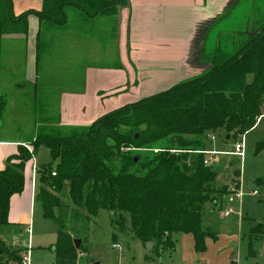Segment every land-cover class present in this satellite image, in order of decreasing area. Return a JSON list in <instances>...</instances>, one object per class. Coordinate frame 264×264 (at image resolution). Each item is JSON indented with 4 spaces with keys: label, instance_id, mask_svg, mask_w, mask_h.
Returning a JSON list of instances; mask_svg holds the SVG:
<instances>
[{
    "label": "trees",
    "instance_id": "16d2710c",
    "mask_svg": "<svg viewBox=\"0 0 264 264\" xmlns=\"http://www.w3.org/2000/svg\"><path fill=\"white\" fill-rule=\"evenodd\" d=\"M128 4L129 0H43L41 11L17 16L12 0H0V39L27 35L31 15L61 28L68 24L69 10L95 19L116 16ZM240 37L245 41L234 54L218 47L213 67L194 79L107 113L89 127L41 132L31 143L32 154L19 147L0 171V229L9 224L12 197L24 191L26 165L44 146L58 169L47 165L38 170L36 201L44 218L58 227L57 264L78 263L79 254L87 250L82 239L77 249L72 236L78 235V225L84 226L87 235L101 210L113 219L130 214L135 237L144 246L153 243L152 254L175 251V236L181 234L192 235L195 251L205 253L207 239L217 240L204 223L205 213L218 199L224 200L228 186H218L219 175L199 152L207 151L211 134L223 130L229 138L245 136L262 116L264 24L254 36ZM3 107L0 100V111ZM137 131L141 134L138 141L132 135ZM166 139L165 148L144 161L136 157L137 163L136 158H117L113 153L119 144L142 149ZM258 149L264 150V142ZM233 175L239 188L241 172L235 170ZM63 198L70 201L72 212L58 217L56 210L68 207ZM112 224L119 225L115 220ZM255 231L264 234V225ZM22 253L7 247L0 236V264H23Z\"/></svg>",
    "mask_w": 264,
    "mask_h": 264
},
{
    "label": "crops",
    "instance_id": "0c3cea01",
    "mask_svg": "<svg viewBox=\"0 0 264 264\" xmlns=\"http://www.w3.org/2000/svg\"><path fill=\"white\" fill-rule=\"evenodd\" d=\"M12 1L14 14L17 16L28 11H41L43 7V0ZM198 1L129 0L128 6L119 10L117 23L110 28L108 26L112 16L88 19L77 12L69 17L66 26L55 28L41 23L37 16L31 15L27 35L2 36L0 100L4 102V107L0 111V127L1 121L6 125L4 118L10 113L9 101L13 88L17 92H23L24 83H31L29 85L34 89L39 84L43 88L41 93L56 96L59 104L53 122L48 119L50 116L43 113V119L49 125L41 127L42 123H39L30 142L0 138V171L5 168L10 157L18 154L19 147L30 145L35 140L41 128L48 131L52 128H75L76 125H81L80 117L94 107L88 103L92 93L97 95L98 101L99 97L114 95L126 96L124 101H138L140 88L147 82L173 88L209 71L213 67L215 53H210L208 45L206 47L209 31L215 25V22H210L213 18H210L219 16L220 9L224 13L223 7L230 0ZM202 17L205 18V32H197ZM99 25L106 30L99 32ZM248 27L250 32V26ZM244 32L238 36H248ZM204 61L205 69H202ZM15 69L22 70L23 78H18ZM90 87L92 92L89 94ZM2 88L5 89L4 94L1 92ZM263 120L262 112L249 133L257 130ZM211 137L214 134L209 136L210 139ZM226 155H206L210 156V159H206L211 166L220 167L219 156ZM35 157L26 165L24 191L12 197L9 224L2 227L0 232L3 228L20 230L30 226L33 221L35 207L38 205L36 196L40 188ZM212 157L215 160L212 161ZM223 169L226 174L219 175V182H223L224 176H230L234 171L232 166ZM222 206L223 202L220 204ZM220 207L213 209L219 210ZM1 238L3 239L2 236ZM3 241L10 249L22 250L23 256L32 250L25 244L19 246L18 238H14L12 244L4 239ZM175 241V252L177 247L195 252L192 235H176ZM201 256L205 261V254ZM223 264L238 263L227 258Z\"/></svg>",
    "mask_w": 264,
    "mask_h": 264
},
{
    "label": "rangeland",
    "instance_id": "374dc122",
    "mask_svg": "<svg viewBox=\"0 0 264 264\" xmlns=\"http://www.w3.org/2000/svg\"><path fill=\"white\" fill-rule=\"evenodd\" d=\"M181 1L179 0V2ZM188 1L193 3L195 0ZM204 1L199 0L198 2L202 3ZM223 10L224 13L220 9L219 16L210 18H215V21L213 19L210 21L212 23L215 22V25L209 31L206 47L208 45L210 53L215 52L219 47L229 54H234L237 48L245 41V37L241 38L238 35L246 31L247 28L249 29L248 26L251 29L250 33H253L256 30L258 31L264 24V0H238V2L237 0H230L223 7ZM74 13L77 12L69 10L70 17ZM113 17L116 18L114 19ZM118 17L119 15L111 17L112 20L108 28L117 23L116 19ZM197 29V32L199 30H204L205 32L204 17L201 18ZM105 30V27L101 28L99 25V32ZM104 42H107V40ZM206 47L202 55L203 58L205 57ZM201 68L205 69V61L202 63ZM15 73L18 78H23L22 70L15 69ZM252 81V78L248 79V83H252ZM22 83L24 82L22 81ZM29 84L31 83H24L23 92H17L18 90L13 88L9 101L10 113H8L7 117L4 116L6 125L1 121L0 138L30 142L36 134L39 123H42L41 127L49 125L45 123L43 113L47 114L46 116H50L48 119L52 122L54 121L59 104L57 99H55L56 96L41 93L43 88L39 87V84L36 89ZM169 88H171L169 85H157L147 82L140 88L137 99L140 98L141 100L151 97L169 90ZM4 90V88L1 90L3 94ZM90 90H92L91 87L88 91ZM125 97H119V95L108 98L99 97L98 101L97 95L94 96L92 93L88 103H91L94 107L86 115L83 114L80 119L78 117L81 125L76 126L89 127L98 116H104L105 113L119 109L125 104L137 102L124 101V99L126 100ZM261 112L264 113L263 103ZM45 131L47 129L43 127L39 133ZM137 134L141 135L139 131L132 135ZM214 137L215 140L208 138L206 141V150L227 153V155L219 156L221 160L219 159L218 164L221 166L215 167L214 165L212 168L218 175L226 174L223 169L226 166H232L234 171H240L241 188L239 187V189L244 197L235 199L231 203L228 200L230 196L227 197L229 194L227 191V196L224 197L226 202L222 201L221 198L214 204L215 206L210 205L207 208L205 224L211 227L217 236V240L207 239L206 252L203 253L205 254V261L201 258V254L196 251L186 248L181 249L180 247H177L176 252L166 250L156 255L152 254L135 237L131 226L130 214L117 215L113 219L109 212L101 210L89 226L87 235L85 234L84 226L78 225V235L72 236L73 241L84 240V248L87 250L86 253L79 254L77 264H223L227 258L238 264H264V234L256 233L255 231L258 227L264 225V150L258 149V145L264 142V120L257 130L245 135L244 159L228 154L234 152L236 144L244 136L227 139V134L221 130L215 133ZM167 140L145 145L142 149L119 144L115 147L113 153L117 158L123 155L131 158L141 157L144 161L147 157H153L159 149L165 148L168 143ZM28 146L32 148V144ZM208 157L210 159V156ZM35 159L37 172L47 165H52L51 168L54 171L58 169V162L54 161L51 151L44 146L39 148ZM211 160L213 161L215 158L212 157ZM223 160L230 162L231 165ZM135 170L137 169L133 171ZM236 179L233 173L230 176H224L223 182H219L218 186L221 188L227 185L228 188H235ZM254 191L259 194L256 195ZM221 202H223L222 207H220ZM63 205L68 207L56 210V216L60 217L72 212V206L68 198H63ZM218 206L220 207L219 210L213 209V207L217 209ZM227 209H232V214L229 217L223 216ZM112 220H115L119 225H113ZM0 235L9 244L13 243L14 238H18L20 241L19 246H24V244L30 246L29 248L32 249L30 252L32 264H57L58 227L52 220L44 218L43 210L39 204L35 207L33 221L30 226L28 225L20 230L17 228H3ZM114 245H118L120 249L114 248ZM148 258H151V260L148 261Z\"/></svg>",
    "mask_w": 264,
    "mask_h": 264
},
{
    "label": "built area",
    "instance_id": "2783aa9c",
    "mask_svg": "<svg viewBox=\"0 0 264 264\" xmlns=\"http://www.w3.org/2000/svg\"><path fill=\"white\" fill-rule=\"evenodd\" d=\"M211 139L214 140V137H211ZM244 141H245V136L242 138V140H240L236 144L234 152L228 153V154L235 155V156H238V158L244 159V157H245V143H244ZM23 146L29 151V153H31V154L33 153V149L30 146H28V145H23ZM199 153L205 154V155H210V156L226 155L227 154V153L207 152V151L206 152H199ZM205 164L211 166V163L207 159L205 160ZM52 176H56V174L53 173ZM240 188H241V184H240ZM228 193H229L228 196L227 195L226 196L227 197L230 196V199H228V200L231 201V203H232V201L234 202L235 199H242L244 197L241 190L239 188H236V187L235 188L229 187ZM254 193L256 195H258L257 191H254ZM231 214H232V209H227L224 213V216L227 217ZM114 248L120 249V247L118 245H114ZM23 264H32L31 260H30V253L29 252H27L23 256Z\"/></svg>",
    "mask_w": 264,
    "mask_h": 264
},
{
    "label": "water",
    "instance_id": "95a60500",
    "mask_svg": "<svg viewBox=\"0 0 264 264\" xmlns=\"http://www.w3.org/2000/svg\"><path fill=\"white\" fill-rule=\"evenodd\" d=\"M245 34H246V35H249V36L252 37V36L255 35V32L250 33V32H249V29L247 28V30L245 31ZM228 138H229V137H228ZM139 139H140V135L137 134V135L135 136V140L138 141ZM138 161H139V159L136 158V159H135V163H137ZM80 245H81V241H80V240H76V241H75V246H76L77 249H79ZM145 248H146V250H147L148 252L152 253V252H153V249H154V244H153V243H147V244L145 245Z\"/></svg>",
    "mask_w": 264,
    "mask_h": 264
},
{
    "label": "flooded vegetation",
    "instance_id": "af4514ba",
    "mask_svg": "<svg viewBox=\"0 0 264 264\" xmlns=\"http://www.w3.org/2000/svg\"><path fill=\"white\" fill-rule=\"evenodd\" d=\"M255 32V31H254Z\"/></svg>",
    "mask_w": 264,
    "mask_h": 264
}]
</instances>
